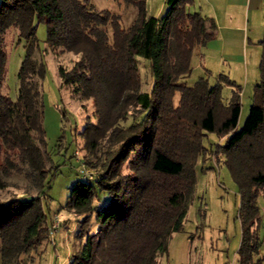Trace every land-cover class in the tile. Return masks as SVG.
<instances>
[{"label": "trees", "instance_id": "trees-1", "mask_svg": "<svg viewBox=\"0 0 264 264\" xmlns=\"http://www.w3.org/2000/svg\"><path fill=\"white\" fill-rule=\"evenodd\" d=\"M125 1L137 7L128 28L120 14L97 10L89 0H0V191L18 185L9 180L12 175L26 179L24 196L0 197L1 263L36 264L31 251L50 236L43 201L53 161L40 89L47 68L33 56L39 46L36 23L44 22L48 46L76 55L70 67L59 65L61 85L82 105L93 106V118L79 131L93 177L78 171L82 177L65 202L78 216L80 241L69 264H158L172 233L183 228L208 132L225 138L214 152L224 154L240 196L238 264H264V255L254 259L261 245L257 197L264 195V31L260 80L237 130L240 86L228 102L221 94L222 83L235 85L234 80L219 73L214 84L205 76L186 81L194 49L216 35L215 19L188 11L193 0H166L160 17L147 14V0ZM11 27L26 43L16 99L1 92ZM138 55L152 63L149 91L142 90Z\"/></svg>", "mask_w": 264, "mask_h": 264}, {"label": "rangeland", "instance_id": "rangeland-1", "mask_svg": "<svg viewBox=\"0 0 264 264\" xmlns=\"http://www.w3.org/2000/svg\"><path fill=\"white\" fill-rule=\"evenodd\" d=\"M97 10L109 9L121 16L125 28L130 27L137 17V7L125 0H89ZM166 2V0H165ZM147 14L162 16L166 9L162 0H147ZM162 7V8H161ZM264 31V5L259 10L251 11L250 24L246 30L227 35L226 42L212 40L209 56L201 57L200 50L193 51L191 57V72L186 77L188 84H193L200 76L208 78L210 84L217 82L219 73L226 74L235 85L222 83L221 94L228 102L233 89L240 86L241 110L236 129H240L247 117L253 101L254 87L260 80L261 44L259 40ZM247 34V36H246ZM46 24L36 23V36L39 46L35 48V59H43L46 64V74L40 80L43 100V126L46 132V147L49 151L53 167L45 187L44 208L51 224L56 214L60 225L53 234L35 250L31 251L36 264H69L70 255L80 241L75 238L76 216L65 207L67 195L73 183L81 178L78 173L80 162L83 161L85 150L80 147L83 142L79 131L87 117L93 118V106L72 96L69 88L61 85L58 72L60 64L70 67L76 58L73 52L62 54L51 49L46 42ZM229 36V37H228ZM24 39L18 41V31L11 27L5 35L7 52L6 72L1 84V92L16 99L19 79L17 72L25 54ZM220 53L222 59L219 58ZM220 59V61L218 60ZM210 60V65L206 63ZM223 63H222V62ZM137 63L140 69L142 90L149 91L153 75L152 63L149 58L138 55ZM222 63V64H221ZM39 82V79L37 78ZM175 102L177 96L175 97ZM130 119L124 124H128ZM214 132H208L203 138L207 147L205 158L199 157L195 165L196 183L183 228L172 233L168 250L158 257V264H238L237 249L241 239V223L238 217L240 196L237 184L224 162L223 153H215V146L224 141ZM78 151L75 154V151ZM9 185L0 191L1 199L11 196H24L26 179L22 175H12ZM36 193V190L31 192ZM260 209L261 226L258 235L261 240L259 252L254 259L264 255V195L257 197ZM94 222V221H93ZM96 230L92 223L91 232ZM52 236V237H51ZM0 264L1 257H0Z\"/></svg>", "mask_w": 264, "mask_h": 264}, {"label": "crops", "instance_id": "crops-1", "mask_svg": "<svg viewBox=\"0 0 264 264\" xmlns=\"http://www.w3.org/2000/svg\"><path fill=\"white\" fill-rule=\"evenodd\" d=\"M165 5V0H162V7ZM263 5V0H193L191 4L186 5V9L191 12L200 11L202 14L213 17L217 24V31L212 40L226 42L227 35L246 30L250 24L251 11L259 10ZM210 41L194 49V51L200 50L201 57L204 59L209 56L208 51H211L208 46ZM221 56L220 53L219 58L222 59ZM206 65L211 66L210 60Z\"/></svg>", "mask_w": 264, "mask_h": 264}, {"label": "built area", "instance_id": "built-area-1", "mask_svg": "<svg viewBox=\"0 0 264 264\" xmlns=\"http://www.w3.org/2000/svg\"><path fill=\"white\" fill-rule=\"evenodd\" d=\"M75 154L78 153V151L76 150L74 152ZM78 161L80 162V167L78 169V171L80 173H82L85 177H88V178H92L93 177V173L92 171L86 166L85 162L84 161H81L78 157H77ZM60 225V219L59 217L55 214L53 216V219H52V223L49 225V234H53L54 231H56V229L58 228V226ZM52 237V236H51Z\"/></svg>", "mask_w": 264, "mask_h": 264}]
</instances>
